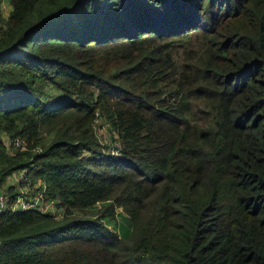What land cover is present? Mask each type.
Returning <instances> with one entry per match:
<instances>
[{"label": "trees", "instance_id": "obj_1", "mask_svg": "<svg viewBox=\"0 0 264 264\" xmlns=\"http://www.w3.org/2000/svg\"><path fill=\"white\" fill-rule=\"evenodd\" d=\"M0 134V264H264V0H10Z\"/></svg>", "mask_w": 264, "mask_h": 264}, {"label": "built area", "instance_id": "obj_2", "mask_svg": "<svg viewBox=\"0 0 264 264\" xmlns=\"http://www.w3.org/2000/svg\"><path fill=\"white\" fill-rule=\"evenodd\" d=\"M2 143L4 147L11 150H26V142L24 139L15 137H2ZM21 190L15 195H4L0 193V214L7 212V210H36L42 213H50L55 215L53 208L56 203L51 200H46L42 192H38L35 195H31V192L36 189V186L31 183V180L27 178V170L23 169L20 172L19 177L16 179ZM59 217V216H58Z\"/></svg>", "mask_w": 264, "mask_h": 264}, {"label": "rangeland", "instance_id": "obj_3", "mask_svg": "<svg viewBox=\"0 0 264 264\" xmlns=\"http://www.w3.org/2000/svg\"><path fill=\"white\" fill-rule=\"evenodd\" d=\"M10 11V0H0V15L2 17H6L8 15ZM48 95L54 97V96H57L58 93L56 91H49L48 92ZM95 132H96V135L98 137V141L100 143V145H102L103 148H105L103 150V152H107V153H110V152H113V150H115L114 148H117V143L114 142L115 138L114 139H111V136H115L114 133H112V129L110 127L109 124H107L106 122L104 121H101V120H98L96 122V128H95ZM3 136H1L0 134V138H2ZM15 150H11L9 151L10 153L11 152H14ZM85 156H89L88 154H85ZM20 172L21 170L13 173L11 176H9L7 178L8 180V184L11 185L13 184V195L17 194L19 192V189L21 190V187L19 186L18 182L16 181V179L19 177L20 175ZM1 187V186H0ZM9 192L8 188H0V193L1 194H4L7 196V192ZM101 205H97L95 207V209H93L92 213L96 212L99 207ZM53 211L55 212V215L56 218H61L62 216V211L57 209V207L55 206L53 208ZM50 214V213H48ZM59 216V217H58ZM106 224H108L112 229H116L117 231H120L123 233L125 231V229H127V226L126 224L124 223V220H123V216L121 215V213L118 211V214L116 215V219L109 222L107 219H104ZM124 223V224H123ZM109 227V228H110ZM110 228V229H111ZM111 229V230H112ZM128 230H129V227H128Z\"/></svg>", "mask_w": 264, "mask_h": 264}, {"label": "crops", "instance_id": "obj_4", "mask_svg": "<svg viewBox=\"0 0 264 264\" xmlns=\"http://www.w3.org/2000/svg\"><path fill=\"white\" fill-rule=\"evenodd\" d=\"M13 184H11V185H9L8 184V180L6 179L5 181H4V183L1 185V187L0 188H12L13 189ZM7 192V191H6Z\"/></svg>", "mask_w": 264, "mask_h": 264}]
</instances>
